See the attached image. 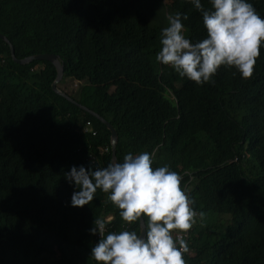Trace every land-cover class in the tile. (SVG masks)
Segmentation results:
<instances>
[{
	"label": "trees",
	"instance_id": "trees-1",
	"mask_svg": "<svg viewBox=\"0 0 264 264\" xmlns=\"http://www.w3.org/2000/svg\"><path fill=\"white\" fill-rule=\"evenodd\" d=\"M248 2L264 18V0ZM177 11L186 38L206 36L190 0H0V33L15 55H59L57 87L75 100L53 89L54 63H18L0 37V264H98L95 218L113 216L106 233L141 228L100 189L69 205L64 173L113 156L112 130L79 104L117 128L119 161L148 151L152 167L180 174L196 213L185 264H264V45L250 77L221 65L196 84L155 60Z\"/></svg>",
	"mask_w": 264,
	"mask_h": 264
},
{
	"label": "clouds",
	"instance_id": "clouds-1",
	"mask_svg": "<svg viewBox=\"0 0 264 264\" xmlns=\"http://www.w3.org/2000/svg\"><path fill=\"white\" fill-rule=\"evenodd\" d=\"M209 2L211 7L205 8L201 0H190L201 14L206 36L195 42L186 38L182 19L188 17L177 11L160 29L155 60L196 84L210 82L221 65L234 67L242 78L250 77L264 45V18L248 0ZM153 156L148 151L128 152L122 161L106 167L72 165L64 173L74 186L70 206L89 204L100 189L119 209L122 221L142 225L139 230L106 233V221L95 218L88 231L99 237L90 249L98 264H185L182 253L188 244L182 236L196 222V213L180 186V174L168 164L152 167ZM173 230H179L175 236Z\"/></svg>",
	"mask_w": 264,
	"mask_h": 264
},
{
	"label": "water",
	"instance_id": "water-1",
	"mask_svg": "<svg viewBox=\"0 0 264 264\" xmlns=\"http://www.w3.org/2000/svg\"><path fill=\"white\" fill-rule=\"evenodd\" d=\"M0 37L9 43L10 48H11L12 57L18 63L24 64V63H28V62H30V61H32L34 59H47V60L51 61L52 63H54L56 68H57V78L52 83L53 89L57 93L67 97L71 101H75L69 95H67L65 92H63L61 89H59L57 87V83L61 80V78L63 77V74H64V64H63L61 58L59 57V55L54 54V53H38V54H34V55H31V56H28V57H25V58H18L15 55L14 46L11 43V41L8 39V37L6 35H4L3 33H0ZM79 105L82 108H84L87 111L91 112L92 114L97 116L99 119H101L102 121H104L105 123L108 124L109 128L112 130V146H113L112 147V149H113L112 162L113 161H119L118 154H117V145H118L120 136H119V132H118L117 128L108 119H105L103 116L99 115L96 111L90 109L89 107H87L85 105H82V104H79ZM141 227H142V225H141Z\"/></svg>",
	"mask_w": 264,
	"mask_h": 264
},
{
	"label": "built area",
	"instance_id": "built-area-1",
	"mask_svg": "<svg viewBox=\"0 0 264 264\" xmlns=\"http://www.w3.org/2000/svg\"><path fill=\"white\" fill-rule=\"evenodd\" d=\"M93 129V127H92V125L89 123L88 124V126L86 127V130L87 131H90V130H92ZM107 149V151L109 150L108 148H106ZM187 194H188V192H187ZM109 217H111V219L109 220ZM112 220V216L110 215V216H107L106 218H105V221L106 222H110ZM124 229H126L125 227H124ZM108 230V227L106 226V228H105V232ZM187 237H189V234L186 232L185 234H183V236H182V238L183 239H187ZM96 239H98L99 237H98V235H96V237H95ZM189 253V251H187L186 253H182V256H184V255H186V254H188Z\"/></svg>",
	"mask_w": 264,
	"mask_h": 264
},
{
	"label": "rangeland",
	"instance_id": "rangeland-1",
	"mask_svg": "<svg viewBox=\"0 0 264 264\" xmlns=\"http://www.w3.org/2000/svg\"><path fill=\"white\" fill-rule=\"evenodd\" d=\"M148 1H149V2H152V3L154 2V0H148ZM167 24H168V21L165 22L164 26H167ZM91 131H94V130L92 129ZM96 134H97V132L94 131V135H96ZM103 151H107V149H106V148H103ZM220 219H221V218H220ZM220 219L217 218L216 220L219 222Z\"/></svg>",
	"mask_w": 264,
	"mask_h": 264
}]
</instances>
